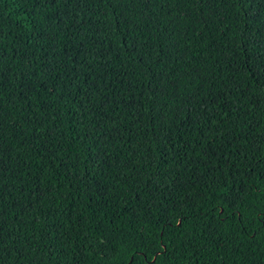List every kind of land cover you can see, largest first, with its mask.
I'll return each instance as SVG.
<instances>
[{
  "label": "trees",
  "instance_id": "trees-1",
  "mask_svg": "<svg viewBox=\"0 0 264 264\" xmlns=\"http://www.w3.org/2000/svg\"><path fill=\"white\" fill-rule=\"evenodd\" d=\"M0 264H264V0H0Z\"/></svg>",
  "mask_w": 264,
  "mask_h": 264
}]
</instances>
